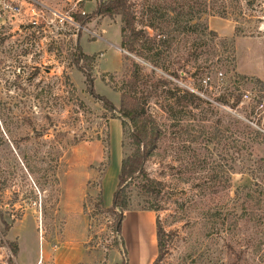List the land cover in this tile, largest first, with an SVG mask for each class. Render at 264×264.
I'll list each match as a JSON object with an SVG mask.
<instances>
[{
	"label": "rangeland",
	"instance_id": "1",
	"mask_svg": "<svg viewBox=\"0 0 264 264\" xmlns=\"http://www.w3.org/2000/svg\"><path fill=\"white\" fill-rule=\"evenodd\" d=\"M38 1L0 26V264H52L45 246L55 249L68 235L83 238L86 264L124 263L107 209L133 146L130 127L124 132L104 100L120 108L113 86L129 79L134 63L161 129L145 163L149 178L162 184L153 213L171 233L159 264H264V224L241 220L244 199L235 197L264 159L260 133L252 159L243 149L257 132L247 123L254 105L243 96L260 97L264 81L240 74L264 78V0H131L136 27L144 30L135 54L121 48L120 18L93 16L108 0L78 8L76 0ZM174 4L192 8L197 31L160 19L158 7ZM74 15L91 18L79 23ZM99 53L89 81L76 55ZM191 91L200 99H189ZM214 135L221 142L208 143ZM131 191V211H143L138 185ZM99 193L110 206H98ZM81 203L84 224L76 214ZM130 228L132 248H147V230Z\"/></svg>",
	"mask_w": 264,
	"mask_h": 264
},
{
	"label": "trees",
	"instance_id": "2",
	"mask_svg": "<svg viewBox=\"0 0 264 264\" xmlns=\"http://www.w3.org/2000/svg\"><path fill=\"white\" fill-rule=\"evenodd\" d=\"M130 1L131 0H108L100 3L93 16L120 18L122 22L121 48L128 54H135L138 52L137 48L143 38L144 30H138L136 27V17L132 11ZM158 9L160 19L163 21L165 20L166 24L175 25L181 29H185L186 26H192L196 31L200 27L199 23L191 25L192 22L198 20L192 8L185 9L184 5L183 7H176L174 4L170 9L172 10V15L169 9V11L159 7ZM74 18L79 23H85L91 17L88 15H74ZM208 30V26H204V33L208 32ZM208 34L213 40L218 38V35L214 31H209ZM100 55L101 53L93 56L86 54L76 55V62L82 60L88 67L87 71H83L89 81L93 67ZM235 60L236 58L234 57L233 61ZM133 68L129 79H123L122 82L119 84L114 83L113 86V90L121 94L120 108L116 109L108 100H104V106L107 112L118 113V118L121 120L124 132H127L126 128L130 127L128 134L133 146L132 153L126 156L121 162L112 206L110 209H107V212L111 213L116 219L114 233L120 238V241L116 242V246L120 248L121 253L124 255L123 264H128V250L126 241L123 237V223L126 213L131 211V189L133 185H138L140 195L145 199L146 206L143 208V211L155 213L159 211L158 202L162 189V184L149 178L145 171V163L153 155L161 137V129L155 118L148 112L147 102L151 94H146L147 90L141 87L142 81L139 74V67L134 63ZM80 70L82 69L80 68ZM241 78L247 79L246 76H241ZM160 83L164 84L163 81ZM91 92L94 94L93 89ZM187 95L189 99L192 100L200 99L196 93L192 91L187 92ZM258 135V132L254 131L247 137L248 141H243V149L246 151V156L251 159V148L253 145L262 143V141H259ZM222 137L214 135L207 140L208 143L217 144L221 142ZM257 163L259 166L257 169L249 170L251 184L237 189L235 197L236 199H244L243 214L240 219H250L249 221L252 220L256 225L260 226L264 224V159H259ZM30 172L35 173L32 169ZM97 199L98 206L104 207L105 202L103 193H99ZM156 238L158 255L154 264H159L165 258L168 251V244L171 240V233L166 231L159 216L156 217ZM10 248L13 255L17 257L20 251L19 245L17 243H12L10 244Z\"/></svg>",
	"mask_w": 264,
	"mask_h": 264
},
{
	"label": "crops",
	"instance_id": "3",
	"mask_svg": "<svg viewBox=\"0 0 264 264\" xmlns=\"http://www.w3.org/2000/svg\"><path fill=\"white\" fill-rule=\"evenodd\" d=\"M225 32H228V30H225ZM218 32V31H217ZM234 31L230 30V33L228 35L224 36H232ZM237 40V44L238 41ZM264 40V37L262 38ZM238 62V58H237ZM239 67V65H238ZM240 69V67H239ZM240 74L242 76H255L262 81H264L263 77H260L259 74H256L255 72H242L240 70ZM83 202V201H82ZM106 206H112V204L107 205L106 199H104ZM79 208L76 210V214H80L81 216V222L84 224V213H83V203L80 204ZM110 206V207H111ZM79 216V215H78ZM70 217V216H69ZM70 219L74 220L76 223L77 217H70ZM132 225V228H136L137 230L146 229L147 230V242L146 246L147 248H144L143 250L135 251L134 248H132L130 243V234L129 230L131 229L130 226ZM70 224L68 223L67 230H69ZM148 229L149 232H148ZM123 237L126 241V245L128 248V264H154L155 259L158 255L157 250V238H156V217L153 212L148 211H129L126 213V217L123 223ZM135 245V243H134ZM149 245V248H148ZM46 259H51L52 264H86L89 262V254L87 252V249L85 247V242L83 238H78L75 235H68V237L61 242L60 246L56 247L55 249H48L47 246H45L44 251Z\"/></svg>",
	"mask_w": 264,
	"mask_h": 264
},
{
	"label": "built area",
	"instance_id": "4",
	"mask_svg": "<svg viewBox=\"0 0 264 264\" xmlns=\"http://www.w3.org/2000/svg\"><path fill=\"white\" fill-rule=\"evenodd\" d=\"M97 0H76L74 7L78 8V5L95 3ZM12 3H8L7 0H0V26L5 25V19L19 17L22 14L23 5L25 3L40 4L38 0H11ZM15 4V5H14ZM59 18L57 15H55ZM62 20V18H60ZM72 21V20H71ZM223 74H220L222 76ZM204 83L208 85L205 80ZM244 101L249 104H253V110L251 111V118L247 123L250 127L255 129L258 133L264 136V93L260 97H253L251 93H246ZM258 99V100H257Z\"/></svg>",
	"mask_w": 264,
	"mask_h": 264
}]
</instances>
